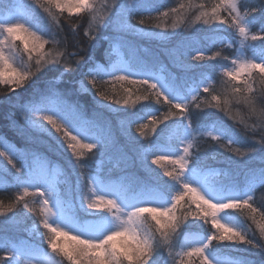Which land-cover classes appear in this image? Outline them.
I'll use <instances>...</instances> for the list:
<instances>
[{
  "label": "trees",
  "instance_id": "16d2710c",
  "mask_svg": "<svg viewBox=\"0 0 264 264\" xmlns=\"http://www.w3.org/2000/svg\"><path fill=\"white\" fill-rule=\"evenodd\" d=\"M122 1L96 0L93 5L94 11L71 15L65 14V10L61 12L54 6L47 5L40 8L30 2L27 6L30 14L28 23H36L33 31L40 28V35L45 38L52 37L43 50L49 63L42 62L41 72L49 68L57 69L55 73H49V79L57 88L66 83H72L78 88L80 81L87 84L90 77L84 75L91 67L92 59H96L97 63L106 62L108 41L111 37L118 36L122 40L125 39L124 41L127 40L126 42L131 44L141 57L150 54L157 58L159 64H165L169 72L177 73L181 68L176 67L171 53L184 44L189 50L188 53L181 55L180 63L194 66L185 71L188 84L193 89H200L201 86L209 88V92L200 89L199 93H193L182 102L186 104V113L170 107L163 97L157 102L156 97L151 94L152 90L147 89L146 85H133L126 81L114 83L109 80V83L102 86V91L109 99L101 103L119 110L116 113L106 112L105 115L112 120L113 132L118 140L117 146H123L130 157L135 155L134 147L143 145L149 148L151 143L154 151L164 153L169 144L176 145L180 132H184L186 138L181 157L189 161L188 171H197L202 175L204 171L214 173L209 178L221 181L225 186L224 194L236 192V189L247 181L252 170L264 167V147H262L264 146V74L255 70L250 76L242 74L238 80L232 81L226 73L232 72L238 66L232 64L233 59L239 56L242 60L251 55L252 49H249V53L243 52L246 46L257 43L254 47L258 50L264 42L261 44H258V41L253 42L250 36L244 40L235 25L229 27V22L236 16V13L231 11L230 5L237 6L240 16H245L249 6L253 10L262 9L247 18L245 22L250 32L264 35V31L261 30L264 27V0L150 1L152 11H142L127 16L124 21L132 28L115 33L114 25L107 28L104 25L111 16L114 6L121 5ZM45 8L48 11H45ZM220 20H224L225 23L221 24ZM13 47L18 56L16 60L18 70L28 68L35 75L30 77L23 87L0 84V141L9 143L14 149L23 150L26 147L25 141L17 133L13 122L22 127L29 120L42 119L40 113L33 114L20 110L21 105L27 104L32 99L34 89L29 87L31 80L41 73H36L35 61L38 58L36 52L32 53V60L29 61L22 39H17ZM199 56L203 59L196 58ZM51 61L56 63L53 64ZM12 76L13 74H10L6 78ZM88 87L91 88V85ZM236 87L241 91L236 92ZM13 88L15 91L12 90ZM81 95L86 96V106L93 104L90 93H81ZM213 96H218L219 99L214 100ZM96 99H99L98 95ZM81 102L84 103L85 100ZM145 110H150L153 115L133 124L128 123L129 118L141 115ZM185 115L192 123L191 131L187 128L189 121L184 120ZM213 129L218 130L219 133L209 135L208 131ZM212 136L220 139L213 140ZM128 137L132 138L133 144L128 143ZM27 147L45 157L57 174L58 190L66 192L67 198L75 207L79 206L80 198L83 196L84 208H87L88 197L91 195L83 188L78 190L77 177L78 174H88L89 169L92 168L101 172V175L105 177L111 175L114 179L111 181L102 179L100 182L115 183L123 178L122 182L126 184L117 192L115 199L123 205L120 207L126 212L137 207L138 200L156 194H163L164 199L167 200L166 204L159 207L169 206L172 197L180 191V184L164 175L166 170L173 172L174 175L179 173L180 165L171 164L170 159L163 158L159 164H152L151 160L156 157L151 156L148 160L151 171H148L135 160L116 167L115 160H110L107 154H100L97 149L90 152L88 149L78 147L75 153L71 149L50 151L39 142L29 144ZM251 147L256 148V153L252 155L249 152ZM185 148L188 149L186 157ZM3 150V147H0V151ZM169 155L173 157L172 154ZM15 163L19 167V162ZM74 165L78 167L74 168ZM5 168L9 171L5 172ZM12 174L19 175L12 164L0 156V256L5 255L2 246L7 241L10 244L31 246L59 264H68L63 256L53 253L48 248V230L43 226L47 208L43 199L38 193L31 194L34 190L29 189L30 194L25 196L23 201L17 202L18 197L24 194V189L16 187ZM82 179L83 175H81ZM144 180H148L149 187L135 184ZM253 186L255 190L250 192L252 194L250 207L225 210L220 216L231 218L232 224L229 226L241 230L246 240H251L257 247H250L247 243L217 240L213 241L214 247L209 249L210 252L223 258L231 256L240 264H264V252H261L259 247L264 245V184L256 181ZM123 196H128L126 203H123L125 200ZM91 199L96 198L91 196ZM185 201H181L177 206L175 214L177 217L187 216V222L177 232L170 234L169 243H164V238L156 232V221L149 213L141 216V225L155 233V238L161 241L163 251H158L153 257L156 264H201V258L198 256L181 259L174 256L178 239L190 232L203 234L207 238L213 233L221 234V230L213 228L210 216L206 217L207 223H204L203 219L193 220L189 213L196 210L195 205L189 207L191 201L188 197H185ZM132 202L133 208L129 207ZM25 204L27 208L24 207ZM85 209H81L75 219L80 222H98L110 216L108 213H103L106 210L105 205H100L98 209L102 213H91ZM33 227L40 229V235L30 234ZM71 236V234L67 237L61 236L58 242L65 247H71L74 244L70 239ZM117 243L121 241L118 240Z\"/></svg>",
  "mask_w": 264,
  "mask_h": 264
},
{
  "label": "snow or ice",
  "instance_id": "6c2138e0",
  "mask_svg": "<svg viewBox=\"0 0 264 264\" xmlns=\"http://www.w3.org/2000/svg\"><path fill=\"white\" fill-rule=\"evenodd\" d=\"M46 3L59 9L61 12L67 9L69 13L73 9L77 11H90L92 8L89 0H46ZM40 6L43 7L42 4ZM230 7L231 11L236 13V16L229 22V27L235 25L239 31V35L244 40H247L250 36L253 42L258 41V44L264 42V35L250 32L248 24L245 22L247 18L252 17L262 9L253 10L249 6V11L245 16H240L235 4L230 5ZM23 10L24 5L18 3L16 11L21 12ZM45 11H48V9L45 8ZM213 11L215 13V9ZM132 14L131 10L120 4H116L104 27L107 28L115 24L118 30H130L132 26L124 21L123 18ZM220 23L224 24L225 21L220 20ZM261 30L264 31V27ZM20 33L24 34L23 38L19 35ZM146 34L151 35L150 33ZM51 38V36L50 38H45L36 31L31 30L24 23L19 22V20L12 19L11 15L0 16V84L23 87L24 83L35 75L28 68L18 70L17 67H13V63L11 62L13 57L5 54V46L11 49L17 39H22L29 61L32 60L33 52H36L38 55L35 61L37 66L36 73L41 74L36 75V78L31 80L29 87L34 89L32 99L27 104L21 105L20 110L33 114L40 113L42 119L40 121L29 120L22 127L15 125V122H13L17 133L25 141L26 147L23 150H17L9 143L0 141V147L4 149L0 151V156L4 157L9 164H12L16 173H19V175L12 174L16 187L24 189V194L18 197L17 202L23 201L24 197L30 194L29 189H33L34 191L31 194L36 195L38 193L39 197L43 199L48 213L54 216L53 222L58 225L57 227H53L48 219H45L43 225L48 230V248L53 253L63 256L68 264H150V262L151 264H156L153 257L158 251H163L161 241L155 238V233L150 232L141 225V216L144 213H149L151 218L156 221V232H159L161 237L164 238V243H169L170 234L177 232L187 222V216L177 217L175 214L177 206L181 204V201H185V197H188L191 201L189 207L193 204L195 205L196 210L189 213L193 220L203 219L204 223H207L206 217L210 216L213 228L221 230L220 235L213 233L208 236L207 242L203 245L190 247V250L184 253L186 256L189 258L192 256L200 257L201 264H215L207 255V252L214 247L213 241L217 240L220 242L228 240L238 244L247 243L250 247H257L251 240H246L241 230L222 223L218 218L225 210L250 207L252 194L245 199L213 200L211 198L212 194L215 193L217 196L223 195L225 186L221 181L210 179L209 177L214 173L207 171H204L202 178L196 179L195 183L184 182L183 177L190 167L189 161L184 157L169 161L173 165H180L178 174L174 175L173 172L167 170L164 172L165 176L170 177L173 182L180 184V191L175 193L171 204L166 207H147L141 205L127 212L123 211L115 199H106V197L96 194V183H99L102 179L110 181L114 179L111 175L106 177L101 175V172H98L95 168L89 169L88 174H78L77 177L78 190L89 185L94 186L89 188V191L96 199L93 200L89 196L86 209L84 208L83 196L80 198L79 206L75 207L73 202L67 198V193L58 190L59 181L55 170L49 166L43 155L30 150L27 145L39 142L44 144L50 151H66L67 149H71L74 153L78 147L88 149L90 152L93 149H97V152L100 154H107L110 160H115L116 167H119L121 164L127 165L130 161L135 160L148 171H151L148 166V160L151 156L156 157L151 160V163L159 164L168 155L163 152L154 151L152 143L149 148H145L143 145L134 147V157H130L123 146H117L118 140L113 132L112 120L105 113H116L119 109H114L108 104L101 103V101L109 99L108 95L102 91V86L110 82L108 80L109 77L112 78L111 82L114 83L126 81L133 85H146L147 89L152 90L151 94L156 97L157 102L163 97L165 103L172 108L180 109L182 113L187 112V107L185 103L172 102L161 91L158 83L154 82L163 80L166 77L175 81L177 77L172 74L160 76L152 72L148 68L147 63L142 58L136 56L135 48L131 44L126 45L128 49L126 57L122 56L115 60L109 58L103 64L97 63L96 59H92L91 67L84 75L85 77H90L87 84L80 81L78 88L72 83H66L62 87L57 88L51 79H49V73H55L57 69L49 68L47 71L41 72L42 62L44 64L49 63L43 54V50ZM161 39H165V37H161ZM255 45L257 43L246 46L243 50L244 53H249V49H252L250 56H246L242 60L238 56L231 61L233 65L238 64L232 72L226 73L232 81L238 80L242 74L250 76L255 70L264 74V44L258 50L254 47ZM183 47L185 46L181 45L177 47L172 51L171 55L174 58L176 67L190 70L194 66L180 63ZM196 58L203 59L202 56ZM209 59H215V57H209ZM51 63L55 64L56 61H51ZM130 63H134L137 66L141 78L130 79L128 75L124 74L128 70ZM106 65H110V67H106ZM6 73H12L13 76L6 78ZM247 76L245 77L246 84ZM88 85H91V88ZM12 90L15 91V88ZM203 91L209 92V88L204 86ZM235 91L240 92L241 89L236 87ZM249 91H251L250 86ZM81 93H90L93 104L86 106V96L81 95ZM97 95L99 99H96ZM147 98L145 97V99ZM212 98L214 100L219 99L218 96H213ZM82 100H85V102L82 103ZM116 103H119V101H116ZM184 120L189 121L187 128L191 131L192 123L187 115L184 116ZM209 135L211 134L209 133ZM212 139L218 140L220 138L212 136ZM229 142L231 143V141ZM128 143H134L131 137H128ZM184 152L186 157L188 149L185 148ZM249 152L251 155L256 153V148L251 147ZM15 162H19V167H17V163ZM73 167H78V165H74ZM4 171L8 172L9 170L5 168ZM81 175H83L82 180ZM122 180L123 178L112 185L113 191H118L124 187L126 183L122 182ZM256 181L264 184V167L259 168V170H252L250 183L253 185ZM135 184L149 187L148 180L137 181ZM206 191L208 195H206ZM185 202L187 203L188 201ZM48 205H51V207L48 208ZM100 205L106 206V210L103 213L113 216L117 222V228L99 239L82 237L79 234L81 231H92L95 226L84 225L81 228L75 224L74 217L80 213L81 209H85L91 213H102L98 211ZM24 207L27 208V204ZM252 210L255 211V209ZM70 232L73 233L70 239L74 241V244L71 247H65L58 241L61 236L67 237ZM118 240L121 243L118 244ZM259 247L260 251L264 252V245ZM2 250L5 255L0 256V264H37L35 259H30V257H34L37 254L36 248L28 245L10 244L5 241Z\"/></svg>",
  "mask_w": 264,
  "mask_h": 264
},
{
  "label": "rangeland",
  "instance_id": "374dc122",
  "mask_svg": "<svg viewBox=\"0 0 264 264\" xmlns=\"http://www.w3.org/2000/svg\"><path fill=\"white\" fill-rule=\"evenodd\" d=\"M96 0H89V3L92 5L91 10H82V11H77L76 9H73V11L71 13H69L67 11V9H65L64 13L67 15H71V14H78L84 11H89L92 12L94 11L93 9V5L95 4ZM150 1H156V0H123L121 2V5L124 6L125 8L129 9L132 11V13H140L142 11H149L151 10V5H150ZM159 1V0H158ZM172 1V0H170ZM32 3L35 7L38 6L41 8V4L44 6H47L48 4L46 3V0H0V16H7V15H11L12 19H17L19 20V22L24 23L27 27L28 25V21L30 19V14H28V9L27 6L29 3ZM18 3H21L24 5V10L21 12H17L16 11V6ZM126 17L123 18V20H125ZM114 25V31L115 33L117 31H119L117 29V27ZM40 28H37L36 32L39 34L40 33ZM21 36V38H23V33L19 34ZM125 40V39H124ZM122 40L120 37L115 36V37H111L109 42V48H108V56H107V60L109 58H111L112 60L118 59L122 56H127L128 54V49L126 47L127 44H129L128 42ZM184 45V44H183ZM185 46V45H184ZM186 48V50H185ZM188 47H183L182 48V53H188ZM186 51V52H185ZM4 52L6 55H9L10 57H13V60L11 61L13 63V67H17V62L16 60L18 59L17 54L15 53V48L12 46L11 49H9L7 46H5L4 48ZM136 53V52H135ZM136 56L142 58L146 63L148 68L154 72L157 75L160 76H168L169 74L175 75L177 77V79L175 81L170 80L169 78H164L163 80H157L154 82L158 83V86L161 88V91L168 96L169 98H173L174 101H181L180 103L185 101V97L191 96L193 93H195L194 91H196V93H199L201 90L203 91V87L201 86L200 89L199 88H194L192 86H190L188 84V81L186 80V76H185V71L183 69H180L177 73L174 72H169L167 69V66L165 64H159L157 62V58L150 55V54H145V57H141L138 53H136ZM57 58V56H55V59ZM106 60V62H107ZM104 62V63H106ZM258 62V61H257ZM103 64V63H101ZM106 67H110V65H106ZM86 69V68H85ZM89 71V69H88ZM12 75V73H6L7 75ZM126 75H128L130 78H141L140 76V71L138 70L137 66L134 63H130L128 65V70L124 73ZM108 80H112V78H108ZM153 115V113L150 110H145L141 115H138L136 117H131L128 119V123L129 124H133V122H139L143 119L149 118ZM211 135H217L219 133L218 130H210L208 131V134ZM186 135L184 132H180L179 135V139L176 143L175 146H172L169 144V146H167V148L165 149V154H168L165 156L166 159H170V160H178L181 158V152L183 149V142L185 141ZM169 154H172L173 157H171ZM251 176L252 174L249 175L247 181L243 184V186L239 189V191H242L244 189L245 193H249L253 192L255 190L254 186L250 183L251 180ZM202 178V174L200 172L197 171H187L185 173L184 176V182H189V183H195L196 179H201ZM116 183V181H115ZM114 183H104V182H99L95 184V189H96V194L98 196H104L106 198H112L115 199V196L117 194V192L119 191H113L112 185ZM199 186V185H197ZM94 187L92 185H89L87 187V189L85 187H83L84 190H87L88 193L96 198L94 195H92L89 191V188ZM206 195H208L207 191H206ZM237 197H239L240 195L237 194ZM128 196H123L122 198L125 199L123 201V203H126V199ZM227 195H221V196H217L215 195V193L212 194L211 198L213 200H219L222 201L224 198H226ZM116 200V199H115ZM229 200H231V197L229 198ZM117 201V200H116ZM167 200L164 199V195L163 194H156L155 196H151V197H145L143 199H140L136 202V204L138 206L141 205H145L147 207H151V206H161L163 205ZM119 206H123L121 205L118 201H117ZM166 204V203H165ZM51 207V205H50ZM49 207V208H50ZM129 207L133 208V202L132 204L129 205ZM125 211V209H123ZM126 212V211H125ZM222 223H225L227 225H231L232 224V220L231 218H224L222 215L218 217ZM46 219L49 220L50 223H52V226L57 227L58 225L55 224L54 221V216H52L50 213L46 214ZM74 222L76 225L80 226L81 228H83L84 225H94V229L92 231H81L79 234L82 237L85 238H93V239H99L102 238L104 235L110 233L112 230H114L115 228H117V222L114 220L113 216H107L106 218L100 219L98 222H87V221H79L77 219H75L74 217ZM37 233L38 235H40V229L33 227L30 230V234H34ZM71 235H73V233H69ZM207 242V237H204L203 234H197L194 232H190L187 234L182 235L179 239H178V243L176 245L175 251H174V256L178 259L187 257L184 253L188 250H190V247L193 246H200L203 245L204 243ZM36 255L34 257H30V259H35L37 264H59L57 261H54L53 259H51L49 256L43 254L42 252H40L39 250L36 249ZM207 255L215 262V264H239L238 262H235L232 259L229 258H223L219 255L214 254L213 252H210V250H208Z\"/></svg>",
  "mask_w": 264,
  "mask_h": 264
}]
</instances>
